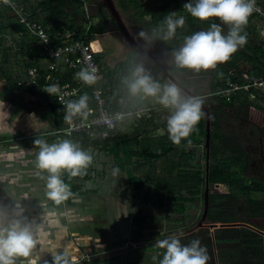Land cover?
Instances as JSON below:
<instances>
[{"label": "trees", "instance_id": "obj_1", "mask_svg": "<svg viewBox=\"0 0 264 264\" xmlns=\"http://www.w3.org/2000/svg\"><path fill=\"white\" fill-rule=\"evenodd\" d=\"M19 1L24 3L33 12L37 20L41 21L47 29L49 28L48 31L50 30L49 33L55 43L59 42L57 34L62 24L71 29L81 25L80 12H84V3L81 0H41L37 3V6L28 0ZM123 1L138 11L139 18L149 17L147 28L149 29L150 36L152 35L151 29L159 25L170 12H179V14L186 17L187 23L185 27L177 30L174 39L164 40L161 38V35L152 38L154 39L153 44H157L160 49L166 47L170 50L178 49L185 35L199 31L201 27H209L214 22H200L193 19L183 10L185 3H181V0H171L164 5H157L159 0ZM105 11L106 9L103 6L99 7V17H104ZM215 23H218V21ZM112 29H117V27ZM245 31H248L247 43L228 62L218 64L217 70L219 69L221 73L216 71L217 74L213 75L212 89L216 88L219 84H224L228 80L245 81L253 74H264V41L258 39V32L251 25V17H249ZM91 32H98L96 25H92ZM97 57L100 63L105 65L103 77L98 86L112 87L108 98L111 101H115L122 94L131 96L123 84V79L130 75L131 70L125 69L126 63L121 62L115 67H110V71H108V66L101 56L97 54ZM46 58L47 56L43 52L39 39L27 31L26 27L9 11L8 7L0 4V79L4 80L9 88H15L32 95H45L51 101V108L55 111L57 120L56 127L59 129L63 126V109L58 105L54 96L49 95L46 89L42 87V79L40 80V84L37 85L20 84V80L26 70L32 66L43 67L40 63ZM242 63H248V68L240 69V64ZM187 71L189 70L179 68L173 62L171 67L172 74L176 75ZM165 77L167 79L166 75ZM86 88L92 94V88ZM195 90L197 91L198 89ZM197 92L198 95H202L205 98V105L209 109H213L211 116L212 140L209 181L230 186L229 193L210 195V208L207 217L210 222L221 223L223 227L216 229L217 231L214 237L210 238L209 244L219 247L217 255L224 260L221 264H264V198L254 197V193L264 192V182H259L255 179H250L251 182L249 184L242 182L245 178L243 177V173L247 171L246 150L244 148L245 140L237 132L230 133L221 128L217 117L219 113L222 114L224 112L223 109L225 107L238 109L239 113L244 108L248 109L250 106H255L257 109L259 108L264 111V104L258 103L259 99L264 101V91L256 90V98L254 99L249 98L248 93H238L231 101L220 97H214L213 101H208L204 94L199 93V90ZM133 98L136 100L140 99L139 97ZM89 102V107L95 105L94 100H89ZM155 113L150 119L125 118L118 125L115 136L101 142H103L104 149L108 151V154L112 153L114 161L118 162L122 168L133 164V171L135 170L140 174H143L142 172L145 171L144 167L147 163L150 165V170L155 174L157 170L172 172L175 166H182L180 168L182 179H179L183 180L182 182L172 181L171 183V179H169L170 177L166 172L165 178L157 180L154 178L143 180L144 174L139 177L132 175L130 179L133 180L134 178V184L138 186L137 188L154 187L158 193L156 200L161 206H167L169 214L167 217L170 218V214L178 212L182 217L176 218V220H183L185 213L191 210L197 201L203 200L206 170L204 171L201 165L195 163V157H197V153L202 148L203 152L200 155H202L203 159H206V151L202 147L206 137V119L204 117L197 125V130L189 138L182 139L179 144L173 143L169 139L168 133H166L165 135L151 139L148 147L139 148V144L145 139V137H142V134L148 135L160 127L166 129V122L157 119ZM130 126L135 127L134 129H137V131L134 134L128 135L127 129L131 128ZM60 136L84 140L94 145L98 142H90L86 136L80 134L72 136L63 134ZM128 140L135 142L127 143ZM226 152L230 154L234 153L235 155L229 160L223 161L219 156ZM185 155L188 157L183 158ZM160 158L162 160H159ZM190 161L194 164L190 165ZM78 187L79 183H76L71 189L74 192ZM165 200L167 201L165 202ZM242 200L246 203V209L240 213L238 204ZM188 205H190L189 208ZM142 213L141 209H137L132 219V224L139 229H142L143 222L148 219L147 215H142ZM139 231H136V233ZM137 237V239H132V241L139 242L141 236L137 235ZM157 237L159 235L154 236L152 239H156ZM153 245H156V242ZM226 245L227 248L225 249ZM162 253L163 249H161V255ZM214 254L215 252L211 250V255ZM55 257L49 256L40 259L38 264H54ZM113 257H109L108 260H92L85 264H101L103 261H107L108 264H119V262L114 261L115 258ZM68 260L69 262L73 261L72 258H68ZM125 264L138 263L136 261H128Z\"/></svg>", "mask_w": 264, "mask_h": 264}, {"label": "rangeland", "instance_id": "obj_2", "mask_svg": "<svg viewBox=\"0 0 264 264\" xmlns=\"http://www.w3.org/2000/svg\"><path fill=\"white\" fill-rule=\"evenodd\" d=\"M115 2L117 8L123 16L124 21L129 26L134 36H137L136 34L140 29H144L149 32V29L147 28L149 17L141 19L138 16V11L135 8H131L125 1L115 0ZM101 6V0H90L88 4L87 14H89V16L87 17V21L96 25L99 31L105 30V25L101 26L102 21L104 24H107L109 28H115L116 25L107 11H105L104 17H99L98 8ZM252 19L254 18H251V20ZM224 27L225 31H227V27ZM207 28L208 27H201V30ZM122 41L124 42L123 37L118 31L114 33L111 38H109V43L115 44L113 45V48L116 47V51H112V53H110L108 61L113 63V61L116 60L114 63L117 65V63L125 60V69H132L136 65H143L153 79L162 83L171 82L168 77L166 79L165 73L161 67L140 55L138 52L132 51V47L126 45L123 46ZM152 46L153 45L147 44L148 50H154V52H156L157 50L154 48L152 49ZM95 48L102 60H104L105 56L102 51H100L97 46ZM108 48L109 47H107V49ZM242 48H244V46ZM167 55L168 54H166V56ZM169 56L171 57L170 62H172L174 60L172 53H170ZM248 66V63H242L240 64V69H246ZM109 69L110 67L108 66V71H110ZM216 71H219V69L217 70V67L212 70L196 73V77L193 79L194 85L198 86L199 93L204 94L208 101H213L214 98L213 95L210 96L209 94L215 89H212L211 83L213 75ZM193 73L194 72H192V74ZM2 83L5 84L4 81H2ZM193 91L198 93L194 89ZM183 93L186 95L185 92ZM148 101L150 100L147 98H141L138 102L147 104ZM26 104L31 106L32 102H27ZM227 109L221 116L222 118L224 117L226 121V114L229 112ZM160 111H163L164 113L158 112V114L161 113L163 115H159L158 119L166 122L168 111L164 109H161ZM8 112L10 113L12 111L8 110ZM31 112L32 111H30V113ZM234 112L239 111L236 109ZM241 112L245 116L253 118V121L251 120L252 122L250 123H254V125L251 126V129L255 131L256 128L254 126H258V109L255 106H250L248 109L244 108ZM29 118L30 116L27 115L26 119L29 120ZM32 119L36 121L35 116H32ZM236 120L238 122L239 118L237 119L236 117ZM26 122L27 121L24 120L22 125ZM225 130L229 131L226 127ZM247 131L251 132L250 128H247ZM153 132H150L148 135L154 134L157 136L155 132ZM14 133H19V129L14 130ZM2 135L3 134H0V137ZM248 139L253 142L256 140L254 135L248 136ZM133 146H135V144H133ZM87 149L91 150V154L93 155L94 169L96 168V163L98 161H102V167L100 169H95L90 179L82 177L75 178L77 179L76 182L79 183V187L76 197L77 200L75 201L76 203H72L75 206L74 209L71 208L72 211L69 210L67 201L59 206L54 204L56 208H53L50 203H37L36 198L33 196L36 195V191L35 189L32 191V188L30 187H26V189H22V191H20L17 188L8 187V185L5 188H1L0 185V212L5 213L8 218H13L17 214H22V217L26 218L29 223H32L33 225H40L42 227V231L44 233L43 243L38 244L36 250L34 251V257H38V261L49 256L57 255H63L69 259L72 258L73 260H77L85 254L93 255L103 251L126 247L128 242H131V238L137 239L138 233H131L132 216L135 214L137 209L142 208L148 215V219L143 224L144 227L141 230V232H143V237H140V242H136L134 244H143L139 247L131 249L129 253L121 256L119 254L114 255L113 258H115L114 261L117 263L119 262V264H125L128 261H136L138 264H159V260L162 259L161 249L158 250L159 248H157L156 245H153L154 243L148 244L147 240L151 239L150 237L153 236V233H155V235L160 233L162 235V239H165L168 238L169 235L190 230L201 220L205 207L204 202L202 200L197 201L196 204L193 205V208L185 213V218L183 220H176V218L182 217L178 212L170 214L171 217L168 218L167 216L169 214L167 206H161L156 200V195H158V193L155 191V188H137L138 186L134 184V178L133 180L130 178L132 175L139 177L144 174L145 176L143 177V180H146L147 178H154L157 180L159 178H165L167 173L170 177L169 179H171V183L172 181H181L179 179H182L180 170L182 166H175L172 172H168L167 170H157V173L155 174L150 170V165L147 163L144 167L145 171L142 172L143 174H140L135 170L133 171V164H130L124 171L119 168V175L114 177L112 175V170L107 171V167L103 166L105 160L108 161L111 158L113 159V157L107 158L102 153L100 154V149L98 147H89ZM202 152L203 149L201 148L199 153H197V164L201 165V168L205 171L206 159H203L202 155H200ZM234 155V153L230 154L226 152L219 156V158L223 161H227ZM2 156L5 157V154L3 153ZM249 158L250 161L255 159L254 156H249ZM159 160H162V158ZM189 164L193 165L194 163L190 161ZM252 176L257 177L258 175L255 173L252 174L248 169L245 173H243V177L245 178L242 182L249 184L251 182L250 179H253ZM1 182L3 184L5 183L4 180L2 181L0 179V184ZM132 182L134 185L131 184ZM153 184H155V182H153ZM210 184H212L210 185V193L219 194L229 193L230 191L229 185L217 186L216 183L211 182ZM10 194H16V199L14 195L10 196ZM257 196L259 198H264V192H258V194L254 193V197ZM166 201L167 200H165V202ZM240 202L243 204V200ZM189 207L190 205H188V208ZM58 208H60V210H58ZM241 208L242 205L238 204L240 213H242ZM218 227L223 226L221 223L210 222L206 216L201 227L197 228L193 233L183 237L180 236L181 242L183 244H189L192 240L199 239L201 241V245L207 249L210 257L208 263L221 264L224 260L217 255V253H219V247H215L214 245L211 246L209 244L210 238L214 237ZM154 240H158V238ZM144 242L147 244L145 245ZM224 248L226 249L227 245ZM211 250L215 252L214 255H211ZM24 264H27V261H25ZM101 264H107V262H103Z\"/></svg>", "mask_w": 264, "mask_h": 264}, {"label": "clouds", "instance_id": "obj_3", "mask_svg": "<svg viewBox=\"0 0 264 264\" xmlns=\"http://www.w3.org/2000/svg\"><path fill=\"white\" fill-rule=\"evenodd\" d=\"M256 0H189L183 5L193 19L200 22H212L207 29L195 31L183 37V43L172 51L175 65L194 73L215 69L218 64L228 62L231 57L247 43L245 28L249 17L255 10ZM187 21L179 12H170L159 25L148 31L140 29L137 37L150 42L154 36L161 35L164 40L174 39L178 29L185 27ZM227 31H225V27ZM76 79L85 86H92L96 80V69L85 66L76 74ZM128 93L133 97L152 98L168 111L166 129L169 139L179 144L182 139L189 138L197 125L206 116L203 110L205 98L200 95H185L175 82H160L146 71L143 65H136L130 75L123 79ZM49 95H59L58 84L48 85ZM90 97L87 93L66 102L64 120L70 125L75 117L86 119ZM6 104L0 99V120L6 119L10 113ZM35 114H30V118ZM35 168L46 179V197L55 205L64 204L75 199L68 183L62 179L65 172L69 178L82 177L93 163L91 150L83 148L71 139H61L48 143L44 139L34 141ZM206 151V150H205ZM112 175H119V167L112 168ZM44 233L40 225L29 223L22 214L13 218L0 212V264H38L34 251L43 243ZM156 246L163 249L159 264H208L210 259L207 249L199 239L183 244L178 235L157 240ZM155 259V257H154ZM54 264H70L68 258L57 255Z\"/></svg>", "mask_w": 264, "mask_h": 264}, {"label": "crops", "instance_id": "obj_4", "mask_svg": "<svg viewBox=\"0 0 264 264\" xmlns=\"http://www.w3.org/2000/svg\"><path fill=\"white\" fill-rule=\"evenodd\" d=\"M28 1H30L31 3H34V5L37 6V3L41 0H28ZM169 1H171V0H159L157 2V5H164ZM19 2H21V1H19ZM82 2L84 3V6H83L84 12H80L81 25L78 27H74V29H71V28H68V26H66L65 24H62V25H65L66 28H68L70 30H74L78 33L84 32V30L87 28L88 24H91L90 30H91L92 25H94L91 22L87 21V17L89 16V14H87L88 10H86V5L88 6L90 0H89V2H88V0H85ZM187 2H189V0H181V3H187ZM161 3H164V4H161ZM22 4L27 8V6L24 3H22ZM98 10H99V8H98ZM29 11H31V10L29 9ZM31 13L33 15V18L35 20H37L32 11H31ZM83 18H84V22H83ZM37 21H39V20H37ZM39 22H41V21H39ZM251 22H252L251 25L253 27H255L256 31H258V39L264 41V35L261 32L262 28H263L262 22L259 20V18L258 19H256V18L252 19ZM128 28H129V26H128ZM110 29H112V28H110ZM112 30H113L112 34L117 32V31L115 32L114 29H112ZM117 30H118V28H117ZM129 30H130V28H129ZM49 32H50V30H49ZM118 32H120V31H118ZM130 32L132 33L131 30H130ZM245 32L248 33L247 31H245ZM92 34H93L92 36L94 37V43H93L94 46L95 47L97 46L100 49V51H102V53H103V51H104L103 46L101 45L100 40L98 39V34L95 32H92ZM121 36L123 37V40H124V42L122 41V43H123L122 45L132 47L130 45V43L125 39V37L122 34H121ZM132 36L135 37L136 40L138 41V43L142 47H144L146 50H148L147 44L153 45L152 49L154 48L157 51L156 52H154V50H151V51L148 50V51L150 53L156 55V56L162 57V59H161L162 64H167V65L172 67L174 60L172 62H170L171 57L169 56V54L172 53L173 50H170L167 47L160 49L157 44H153L154 39H152L150 42H146V41L140 39L139 37L134 36V34H132ZM181 44H180V46H181ZM119 46H117V47H119ZM107 47L110 48V49L109 48L107 49V52H109V53H112V51H114V52L116 51V47L113 48V44L109 43L107 45ZM131 50L136 51L134 49V47H132ZM166 54H168V55L166 56ZM140 55H142V54H140ZM142 56H144V55H142ZM144 57L149 59L153 63L157 64L162 69L161 64L157 63V61H154V60H152L146 56H144ZM104 60L106 61L107 66H109V67H115L121 63V62L117 63V65H116L114 63L116 60L113 61V63L111 61H107L106 59H104ZM40 64H41V66L46 67L47 58L44 59ZM101 67H102V75H101V80H102L103 70L105 68V65L101 64ZM218 73H221V71L219 70ZM25 74H26V72H25ZM214 74H217V73H214ZM24 75H23V77H24ZM176 76L179 78V80L182 81V83H184L187 86H190L192 88V90L198 89V86L194 85V82H193V79L196 77V73L192 74V71L189 70L187 72H180L179 74H176ZM2 81H4V80L0 79V99H3L5 101V104L7 106L6 111L9 110L12 112H10V115L6 119L0 120V134H3L0 137V179L2 181L4 180V182H5L4 184L1 182V184H0L1 188H5L8 185V187L17 188L20 191H22V189H26V187H30V188H32L31 189L32 191H33V189H35V191H36V195H33V196L36 198L37 203H46V204L50 203L51 206H53V208H56V206H54V203L52 201L48 200L46 195H45V193H46V179H42L41 174L35 168L34 161H35V151L36 150L34 148V141L37 139H44L48 143H53V142H57L61 139H65L67 137H63V136L61 137L60 135H63V134H55L54 133V131H56V129H58L56 127V125H57L56 115H55V111L51 108V105H52L51 101L48 98H46L45 95H43V94L32 95V94H29L27 92L19 91L15 88H9L7 83L4 81L5 84H3ZM110 91H112V87H111ZM261 91H264V90H261ZM90 92L91 91L88 90L86 87L82 88L81 93H79V96L83 93H87L88 96L90 97V100L93 101V97H92V94ZM120 96L128 97L133 102V104L136 106H138V105L143 106V105H148V104L155 106L156 111H157L155 113L157 116V119H158L159 115L163 116L161 113H164V112L160 111L163 108L159 104L154 103L152 98H147L150 101H148L147 104H142V103L138 102L139 100L134 99L132 96L123 95V94ZM139 98L141 99V97H139ZM110 101H111V99H110ZM27 102H32L31 106L27 105L26 104ZM258 103L264 104V101L259 99ZM164 110H166V109H164ZM30 111H32V112L30 113ZM158 112H161V113L158 114ZM33 113L35 114L34 116L36 117V121L33 120L32 117L29 118V120H27L26 119L27 115L30 116V114H33ZM167 114H169V113H167ZM258 115L260 116V118H258V123L261 126H263L264 125V111L258 108ZM24 120L27 122L22 125V122H24ZM134 128L135 127H131V128L127 129L128 132L127 131L126 132L128 133V135L134 134L137 131V129L135 130ZM18 129H19V133H14V130H18ZM154 132L157 136H155L154 134H151V135L142 134V137H145V139L143 140L142 143L139 144V148L148 147L150 142H151V139L165 135L167 133V130L163 127H160L158 130H155ZM142 133H143V131H142ZM67 139H71L74 142L79 143L85 149H87L89 147H98L100 149V154L102 153L107 158L113 157L112 153L108 154V151L106 149H104V145L102 144L103 142H101V141H98L97 144L94 145V144L88 143L84 140H78V139H74V138H67ZM128 142L134 143L135 141L128 140L127 143ZM3 153L5 154V157L2 156ZM187 157L188 156L185 155V157H183V158H187ZM195 158H196L195 163L197 164V157H195ZM108 164H109V166H108ZM103 166L107 167V171H111L112 168L116 167V166H118L122 171L125 170V168H122L119 165V163L118 162L116 163L114 161V159H112V158L109 159L108 161L105 160ZM205 166H206V161H205ZM101 167H102V161H98L96 163L95 169H100ZM127 167L128 166H126V168ZM95 169H94L93 163H92V165L87 169V174L82 176V178L90 179L92 177V173ZM205 170H206V167H205ZM75 178H77V177H75ZM75 178H69V175L67 172H65L62 176V179L65 181V183H68L71 188L77 183L76 182L77 179H75ZM23 184H24V186H23ZM22 186H23V188H22ZM77 192H78V188L74 191V193L77 194ZM13 195L15 196V199H16L17 195L16 194H10V196H13ZM76 200L77 199L75 198V199H70L69 201H67L68 208L70 211H72L71 208L74 209L75 206L72 203H76L75 202ZM140 209L143 211L142 208H140ZM58 210H60V208H58ZM208 211H209V209H208ZM208 211H207V214H208ZM203 214H204V212H203ZM142 215L146 216L147 214L143 211ZM133 216H134V214H133ZM133 216H132V219H133ZM147 217H148V215H147ZM145 222H143V224ZM143 224H142V226L144 227ZM133 228H134V230H133ZM135 228H137V229L135 230ZM141 230L142 229H139L137 226L135 227L132 224L131 233L136 234V231H139V232H137L138 236L143 237V234H142L143 232H141ZM183 232H185V231H183ZM193 232H191V233H193ZM156 233H158V232H156ZM158 235H159V237H157L158 240H161L162 235L160 233ZM185 235H188V234H185ZM185 235H182V237ZM154 236H157V235H155V233H153V236L150 237L151 239L147 240L148 244L149 243H155L157 241V240L152 239ZM132 239L133 238H131V242L136 243V242H133ZM150 240H151V242H150ZM153 240H154V242H153ZM147 243L144 242L145 245ZM105 259L108 260L109 257L105 258ZM103 262H107V261H103ZM107 264H108V262H107Z\"/></svg>", "mask_w": 264, "mask_h": 264}, {"label": "built area", "instance_id": "obj_5", "mask_svg": "<svg viewBox=\"0 0 264 264\" xmlns=\"http://www.w3.org/2000/svg\"><path fill=\"white\" fill-rule=\"evenodd\" d=\"M85 1V0H82ZM0 4L8 7L27 31L36 36L43 52L47 56L46 67L32 66L21 78L20 84L37 85L42 79V87L47 89L50 84L60 86L59 95H53L58 105L63 109V126L56 129L55 134L68 136L80 134L86 136L90 142L104 141L115 136L118 125L125 118L150 119L154 116L156 107L152 105L136 106L126 96H120L115 101L108 98L111 87L98 86L102 67L97 58V50L94 46V37L90 30L91 24L82 33L66 28L61 25L55 43L51 38L46 26L33 18L27 9L18 0H0ZM86 10L88 6L86 5ZM262 22V34L264 35V0H256L255 10L250 16ZM90 35V36H89ZM88 66L96 69L97 80L90 86L92 97L95 102L86 119L75 117L70 125L64 120L65 105L68 100L76 99L85 86L76 79L75 74L83 67ZM66 76V78H64ZM256 90H264V74H253L245 81H230L219 84L211 91L210 96L224 98L231 101L238 93H248L251 99L256 98Z\"/></svg>", "mask_w": 264, "mask_h": 264}, {"label": "water", "instance_id": "obj_6", "mask_svg": "<svg viewBox=\"0 0 264 264\" xmlns=\"http://www.w3.org/2000/svg\"><path fill=\"white\" fill-rule=\"evenodd\" d=\"M101 1H102L103 7L106 9L109 16L114 20V22L118 28V31H120V33L125 37V39L130 43V45L132 47H134V49L138 53H140V54H142V55H144V56H146V57H148L154 61H157V63L161 64L162 69H163L165 75L168 77V79L171 80L172 82L177 83L178 86L187 95H193V96L198 95L189 86L182 83V81L179 80V78L176 75L171 73V66L161 63L162 57L156 56V55L150 53L148 50H146L144 47H142L138 43L136 38L132 36V33L130 32L126 22L124 21L122 14L120 13L119 9L117 8L115 0H101ZM203 110L206 113V116H205V119H206V123H205L206 137H205V142L203 144V147L206 150V187H205V196H206L205 197V205H206V207H205L204 214L202 215L199 223L196 226H194L193 228H191L190 230H187L185 232H181L178 234H174V235H178V236L189 234V233L195 231L197 228L201 227L204 223V219L206 218L208 206H209L208 205V194L210 192L209 166H210V156H211L210 151H211V140H212V125H211V114H210L209 107L204 104ZM220 184L221 183H216L217 186H219ZM236 224H239V223H236ZM216 225H218V224H216ZM170 236H172V235H169V237ZM142 244L143 243L134 244L132 242H129L126 247H122V248H118V249H112V250H108V251H103V252L96 253L93 255H84L81 259L70 261V264H85L88 261L105 259V258L114 256V255H118V254H122V253H128L132 248L139 247Z\"/></svg>", "mask_w": 264, "mask_h": 264}, {"label": "flooded vegetation", "instance_id": "obj_7", "mask_svg": "<svg viewBox=\"0 0 264 264\" xmlns=\"http://www.w3.org/2000/svg\"><path fill=\"white\" fill-rule=\"evenodd\" d=\"M101 26H104L105 30L99 31V29H98V32H96V33L98 34V39L100 40L101 45L103 46V50H104L103 54L105 56V59L108 61L110 53L107 52V45L109 44V38H111V36H113V34H112L113 30L110 29L107 24H104L103 21H102ZM116 30L117 29H114L115 32H116ZM113 45H115V44H113ZM227 108H229V107H225L223 110L225 111ZM209 110H210V114L212 116L213 109H209ZM227 111H229L226 114L227 121H226V119H224V117L223 118L221 117L224 112L222 114L221 113L218 114L217 117H218L219 126H221V128H223L224 130L226 127L229 130L228 132H230V133L237 132L241 137H243V139L245 140L244 148L246 150V167H247V170L249 169L252 174L255 173L256 175H258L257 177L252 176L253 179H255L259 182L260 181L264 182V180H263V178H264V125L261 126L258 123V126L257 125L254 126L256 128V130L253 131L251 129V126L254 125V123H250L253 121V118L245 116L242 112L240 114H239V112H234L235 109H232V108L227 109ZM236 117H237V119L239 118L238 122L236 120ZM258 118H260L259 115H258ZM211 119H212V117H211ZM247 128H250L251 132H248ZM250 135L255 136V139H256L255 142L250 141L248 139V136H250ZM249 156H254L255 159H253V161H250ZM210 185H212V184H210ZM205 187H206V183L203 187V200L202 201L204 202V205H205V197H206L205 196ZM211 194H215V193L209 192V194H208V205H209L208 209L210 208V195ZM240 204L242 205V208H241L242 211L244 209H246V203L244 201H243V204L241 202H240ZM205 207H206V205H205ZM205 207H204V210H205Z\"/></svg>", "mask_w": 264, "mask_h": 264}]
</instances>
